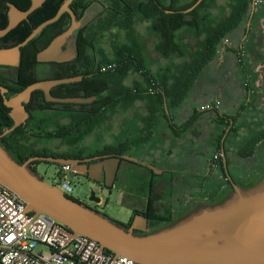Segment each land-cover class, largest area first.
<instances>
[{
	"label": "flooded vegetation",
	"instance_id": "flooded-vegetation-1",
	"mask_svg": "<svg viewBox=\"0 0 264 264\" xmlns=\"http://www.w3.org/2000/svg\"><path fill=\"white\" fill-rule=\"evenodd\" d=\"M18 1L19 4H16L11 0L6 1L5 12L7 13V24L4 27H0V29L6 28L10 23V15H9L11 9L9 6L10 3L15 4L22 11H26L30 9L32 6V0L29 6H27L26 8L25 6L27 4L25 2H22L20 0ZM90 1H91L90 6L87 9H85L82 14H80L79 8L75 7L74 9L70 5L73 13L75 14V20L79 22V25L71 34V36L68 38L67 42L63 44L62 48L63 50H67L69 48V42L74 40L78 51L76 57L67 61L53 60V61L42 62L38 60L39 52L47 48L53 42L54 39H56L59 35L64 33L72 25L73 15L70 12H65L69 14V16H67V19L65 21V25L63 23L61 26H55L54 28L49 29L48 33L40 41H38L28 49V52H26L25 55V58H27L28 60L26 67H24L25 70H27L30 73L36 72L37 74H39L42 80H46V79H60L61 75L69 71V67L66 66V64H73L75 65V68H78L81 64L83 54H85L86 51L90 52V50H92L91 44L93 45V35L97 29V25L100 24L101 20H103L104 25L106 26L104 35L105 34L109 35V33L115 32L119 36H121L126 29L129 35L138 38L139 33L136 31L135 24L133 25L134 30L132 29L133 32H130L131 29H128L122 23L123 16L125 13L123 9L128 5H131V7L142 9L145 7L146 4L151 3V0H90ZM156 2L157 3L159 2V5L163 7V5L165 6V4L170 5L172 3V0H168V1L156 0ZM44 4L45 3H43V5ZM94 4H97L99 10L95 15H89L91 7ZM35 11H33L29 15L28 19H23L10 32L0 37V41L6 39L7 36L24 21L31 22L30 16ZM172 11L175 12V10L172 9L166 10V12L168 13H173ZM138 15L140 16L139 17L140 19H145L146 21L153 24L154 22L153 18H146L142 12L138 13ZM116 20H119L121 25L120 24L117 25L116 22H114ZM55 22L47 25L45 28L54 24ZM38 26H34V28ZM44 29L41 31V33L44 31ZM40 34H38L36 37H38ZM18 44L10 45V46L2 45L0 49L13 47ZM26 46L21 48V59L19 66L0 64V86L7 89L6 92H3L0 89V94L3 97V100H4V94H6L7 97L10 96L11 94V89L9 85L14 84V82H16L17 79L19 78L20 71L18 69L22 64V59L24 57L23 49ZM34 59H36L37 63H35ZM83 62L85 63L86 61ZM113 67H115V64H107L102 67V70L106 71ZM90 68L91 67L89 65L85 66L86 71ZM82 76L84 79V75ZM81 81H76V82H81ZM76 82L62 83L56 85L51 89V94L57 98L75 97L73 95H70V93L75 92ZM62 85H66V86L63 87ZM245 88L248 90L251 98L252 97L257 98V103L255 104L256 105L255 107L261 111L264 108V100L263 103L260 104L258 96L251 94L250 83H246ZM40 91H41V102H40L41 104L33 103L32 98L28 103L25 104V107L29 111L30 116L27 119V121L23 124H26L27 127L31 126L32 128V129L27 128L25 130L27 138L21 141L23 142V144H25L26 147H24L22 150H19L20 153L19 154L15 150L13 145L6 144L9 151H11L12 156L18 161L20 160V158L24 159L23 160L24 162H27L33 157L49 156L46 153L56 151L50 147L52 142L60 141L68 144L65 138H67L70 135L75 136V132H76L75 128L71 130L70 134L67 133L66 136L62 133H58L57 131H59L60 126L63 125L61 124L62 118H69L70 122L73 121V116L79 114L80 111L83 109L80 106L81 104L48 100L45 92L42 90ZM251 101L253 102V99ZM82 104H86V103H82ZM260 105L262 106L260 107ZM41 114L43 115L40 116ZM44 114H52L53 119L51 121V125H55V128H50L48 124L45 126V120L47 118H42ZM33 116L38 118V120L40 121L34 123V120L32 119ZM260 121H261L260 124L263 123L264 125V119L262 118ZM241 123L242 124H240L241 130L239 131V136L235 137L234 135L232 136V134H229L231 127L234 124V122L231 121V125L228 127L226 133L224 134L221 140V147L219 149L218 154L215 156L214 159L210 161L209 166L204 167L203 169L200 170L192 168V166L189 169L182 167L177 168L173 166V164L170 162L169 163L167 162L166 164H158L156 161L149 160L146 157H137L135 156V152L131 150L133 145L128 144L125 141V139L119 135H113L110 138H105L104 143H100V141L96 139L95 141L98 142L99 147L96 148L95 150H89L88 145L86 144L74 145L72 151L74 152L73 155L75 156L73 157L75 158L73 159H81L85 164V168L83 169L87 172V174L81 176H84V178L92 184L91 191L94 190L96 196L102 198V201L100 203L97 202L95 203L97 204L104 203L103 197L98 194L99 190L102 193L110 192L114 188L123 190L122 192L125 193L127 201L131 203V205L133 204L134 217L137 214H141L145 216L148 219L146 227L149 228V232H153L160 228L166 227L167 225H170L174 222H178L182 220L184 217L190 215L193 212L198 211L201 208L210 205H216L219 202H222L225 199H228L233 196L235 192L234 185L233 182L230 180L229 176L227 175L223 156L221 154L223 145L225 146L226 155H227L228 171L236 184L241 186L243 189L248 190L264 181V128H261L258 131L253 132V129L255 128H253V124L250 121L244 120ZM4 133L2 134V138H4L10 132L7 134ZM54 133H57L59 135L57 137H52L51 134ZM255 136H260V139L258 142H256V145L253 149L254 153L250 156H244L241 153L243 149V145L247 142L248 138L251 139ZM224 137H225V141L223 143ZM219 153L223 160L222 162L223 167H221L219 160H217ZM126 154L137 157L140 161L134 162L123 158L122 156ZM117 158H121V159L117 167L114 168L113 170L110 161ZM142 161H146L147 164H153L156 167V170L150 168L148 165H143ZM42 162L43 161L40 160H33L30 162L29 167L38 176L44 178L39 171V165ZM101 162H103L104 164L102 165V171L99 172L97 169H99L98 165ZM61 165H58V169L60 168ZM177 166H179V164ZM180 166H182V163H180ZM183 172L185 173V175L182 176L181 173ZM200 174L202 176H206L207 179L205 178L200 182V180L198 179L199 176H201ZM90 175H95L97 178H102V181L94 180L90 177ZM109 180L114 181V185L111 187L105 184ZM91 191H90V195L88 196L89 200L91 196ZM79 202L93 209H96L95 207H93L92 205L86 202H82V201ZM135 205L138 206L135 207ZM129 221L125 223L128 225V227L131 226L133 220L130 224H128ZM135 233L145 234L147 232L142 229H136Z\"/></svg>",
	"mask_w": 264,
	"mask_h": 264
},
{
	"label": "water",
	"instance_id": "water-1",
	"mask_svg": "<svg viewBox=\"0 0 264 264\" xmlns=\"http://www.w3.org/2000/svg\"><path fill=\"white\" fill-rule=\"evenodd\" d=\"M46 1L32 0L31 8L26 11L10 3V23L6 28L0 29V37L10 32L23 19H28L29 15ZM73 1L65 0L54 17L34 28L32 33L18 45L0 49V64L19 66L21 48L40 34L47 25L57 21L65 12L73 15L72 25L54 39L47 48L39 52L38 60L67 61L76 57L78 51L74 40L69 42L67 50L62 48L79 25L70 7ZM203 1L197 0L184 12L190 13ZM255 2L256 0L253 3L254 9ZM82 79L83 76L80 75L40 80L28 85L11 98L4 94V103L11 108L10 116L14 121L13 126L4 134L15 130L27 121L30 113L25 104L31 100L36 90L44 91L47 99L52 101L80 104L93 102L97 98L95 95L57 98L51 94V89L56 85ZM0 89L3 92L7 91L2 86ZM221 154L227 175L234 185L233 196L216 205L201 208L177 223L155 232H149V228L146 227L148 219L141 214L135 215L131 226L126 228L107 215L66 195L29 167L33 160L57 165L70 164L73 172L86 175L87 172L83 169L85 164L81 159L38 156L20 163L3 146L2 135H0V182L17 192L26 201L28 212L45 213L62 223L65 226L67 242L78 235L88 236L97 240L103 249L111 250L116 255L127 256L138 264H264V181L251 189H243L229 174L224 145ZM122 157L134 162L140 161L137 157L128 154ZM120 159L110 161L113 170ZM103 164V162L99 163V169H97L99 172L102 171ZM142 164L156 170L153 164H147L146 161H142ZM90 177L102 181V178H97L95 175ZM105 184L111 187L114 181L109 180ZM90 200L100 203L102 198L96 196L95 191L92 190ZM136 229L145 230L147 233L137 234Z\"/></svg>",
	"mask_w": 264,
	"mask_h": 264
},
{
	"label": "crops",
	"instance_id": "crops-1",
	"mask_svg": "<svg viewBox=\"0 0 264 264\" xmlns=\"http://www.w3.org/2000/svg\"><path fill=\"white\" fill-rule=\"evenodd\" d=\"M253 3L254 0L249 19L234 32L232 46L218 52L209 62L203 61L205 54L201 56L204 43L211 31L231 14L232 0L209 1L199 12L201 16L205 15L199 27H181L166 42L153 24L137 16L135 27L139 35L136 40L140 44L142 65L146 69L160 79L166 75L168 90L176 78H184L186 83L191 82L190 77L195 72L198 75L192 84H188L190 91L182 103L173 104L162 91L164 104L160 106L163 108L161 111L149 112V101L140 98L109 113L104 121L105 138L122 136L133 145L131 150L137 157H146L158 164L170 162L177 168L189 169L192 166L200 170L209 166L218 154V138L224 129L218 113L226 116L225 120L236 117L233 121L236 126L248 120L255 128L253 132L258 131L260 128L256 126L264 119V108L260 111L255 107L257 98H251L245 88L246 83L254 86L256 70L264 66V5L255 2L254 9ZM188 19L191 17L188 16ZM110 34L104 35L102 44L106 54L112 57L115 55L116 40ZM133 40L125 29L119 42L131 45ZM124 84L127 87L148 86L141 69L132 70ZM207 103L218 104V108L202 110L201 106ZM205 178L201 175L198 179L201 182ZM131 210L132 217L133 207Z\"/></svg>",
	"mask_w": 264,
	"mask_h": 264
},
{
	"label": "trees",
	"instance_id": "trees-1",
	"mask_svg": "<svg viewBox=\"0 0 264 264\" xmlns=\"http://www.w3.org/2000/svg\"><path fill=\"white\" fill-rule=\"evenodd\" d=\"M6 1L7 0H0V27H4L7 24V13L5 12ZM11 1L15 2L16 4H19L18 0ZM20 1L25 2L27 4L25 8L31 3V0ZM196 1L197 0H172V3L170 5H163L164 8L161 7L159 5V2L157 3L156 0H151V3L146 4L145 7L142 9L131 7V5H128L123 9L125 13L123 16L122 23L128 29H131L130 32H133V25L136 22L137 16H139L138 13L142 12L146 18L154 19L153 28L155 30H159L162 33V36L165 38L166 42L167 39H172V33L174 31H177V29L186 25H195L196 27H199L202 24V21H204L205 19V15L201 16L199 12L204 9L207 3L211 0H204L193 11H191L190 13H185L184 10L191 7ZM232 1L233 6L231 14L224 19L223 23H221L217 26V28H214L211 31L210 36L204 43V53H201V56L205 54L203 56L204 62H209L210 60L214 59L217 53L219 52V49L223 44L225 38H230L232 41V39H234L233 35L235 30L241 28L250 17L253 0ZM64 2L65 0H47L42 7L37 9L30 16L31 22L24 21L22 24H20L7 36L6 39L0 41V47L2 45H15L25 40L31 34L34 26H38L43 21L55 16L60 6ZM90 4V0H74L71 4V7H73L74 9L75 7L79 8V12L80 14H82L84 10L90 6ZM165 9H172L175 10V12L168 13ZM67 16H69V14H63L57 22L45 28L44 31L38 37L32 40L23 49L24 57L22 59V64L18 69L20 71V75L17 81L14 82V84L9 85L11 89V94L10 96H8V98H10L11 96H15L28 85L42 80V78L36 72L30 73L25 70L24 67H26V64L28 63L27 58H25L26 52H28V49L31 46L40 41L48 33L49 29L54 28L55 26H61L63 23L65 25ZM188 16H190L191 19H188ZM114 22H116L117 25H121L119 20H116ZM159 25H162V29L159 27ZM105 30L106 26L104 25L103 20H101L100 24L97 25V29L93 35V45L91 44L92 50H90V52L86 51V53L83 54L81 64L78 68H75V65L73 64H66V66L69 67V71L65 72L63 75L60 76V78H64L70 76L84 75V79L81 82L75 83V92L70 93V95H73L75 97H91L94 95L97 96V99L94 102L90 104H81L80 106L83 109L80 111L79 114L73 116V121L69 124L61 125L59 131H57L58 133H62L66 136L67 133L70 134L71 130L75 128V136L70 135L65 138L67 143L71 146L82 145L81 142L86 138V136L96 128L100 127L104 123L105 119L108 117L109 113L114 112L120 106L131 105L137 99L144 98L145 100L149 101L148 111L151 113L159 110L161 111V109L163 110V108L160 107L164 104V96L162 94V91L166 92V96L171 99L173 104L176 105L182 103L184 98L188 95V92L190 91L188 84H192L193 79L198 75V72H195L190 77L191 82L186 81V83L184 78H176L175 83L171 85L172 87L170 88V90H168V78L166 75L165 77H162V79H160L158 78V76H155L148 69H146L144 65H142L143 58L141 53V47L135 37L132 36L134 40L132 42L133 44L131 45L122 42H119L117 44L115 43V56H108L105 53L102 44V39L104 37ZM34 61L35 63H37L36 59H34ZM83 61L86 62L84 63ZM107 64H115V67L103 71L102 67ZM86 65H89L91 67L87 71L85 70ZM138 69L143 70L148 86L143 87V85H135L134 87H127L124 84L125 78L129 75L132 70ZM197 70L198 68L195 71ZM62 86L65 87L66 85ZM32 102L36 104H41L40 90H36L33 93ZM251 103L252 102L250 101L249 104ZM10 110L11 109L5 105L3 97L0 94V135H2L6 129L12 127L14 124V121L10 116ZM217 116L222 118V124L224 125L223 132L218 138V147L220 149L221 140L224 134L226 133V130L231 125V121H235L236 117H229L228 120H225L226 116H224L223 114L218 113ZM32 119L34 120V123L40 121L34 116ZM27 128L32 129L31 126L27 127L26 124H23L20 127L16 128L14 131L7 134L4 138H2L3 146L9 151L6 144L13 145L15 150L19 153V150H22L24 147H26L25 144H23V142L21 141L27 138L25 133V130ZM240 130L241 126H236L235 124H233L229 134H232V136L234 135L235 137L239 136ZM58 135L59 134L57 133L51 134L52 137H57ZM259 139L260 136H255L251 139L248 138L247 142L243 145L241 153L244 156L252 155L254 153L253 149L256 145V142H258ZM9 153L12 155L11 151H9ZM46 154H48L49 156H55L60 158H75L73 157L75 156L73 155V151H54ZM23 160L24 159L20 158L19 162L23 163ZM217 160H219L221 167H223V160L220 156V153L218 155ZM133 218L134 214L132 215L128 224L132 222ZM175 223L177 222L167 225L166 227L171 226ZM119 224L128 228V225L125 223ZM108 251L112 252L111 250Z\"/></svg>",
	"mask_w": 264,
	"mask_h": 264
},
{
	"label": "built area",
	"instance_id": "built-area-1",
	"mask_svg": "<svg viewBox=\"0 0 264 264\" xmlns=\"http://www.w3.org/2000/svg\"><path fill=\"white\" fill-rule=\"evenodd\" d=\"M256 3L264 5V0H256ZM231 45V39L225 38L219 52ZM251 94L257 95L254 87ZM259 102L262 104L260 99ZM214 107L218 108V104L207 103L201 109ZM75 174L70 164H62L50 184L73 197ZM0 264L138 263L103 249L97 240L88 236L78 235L67 242L62 223L45 213L28 212L26 201L0 182Z\"/></svg>",
	"mask_w": 264,
	"mask_h": 264
},
{
	"label": "rangeland",
	"instance_id": "rangeland-1",
	"mask_svg": "<svg viewBox=\"0 0 264 264\" xmlns=\"http://www.w3.org/2000/svg\"><path fill=\"white\" fill-rule=\"evenodd\" d=\"M99 8L97 4H94L91 7V10L89 12V15H95L98 12ZM111 37L116 40V44L120 41V36L112 32ZM114 51V49H113ZM113 55L112 57H114ZM255 90L257 91V96H262L260 99L261 103H263L264 100V66L257 68L256 70V78H255V84L253 86ZM259 105V104H258ZM261 107V105H260ZM41 114L40 116H42ZM42 118H47L45 120V126L48 124L50 128H55V125H51V121L53 119L52 114H44ZM61 124H69L70 120L69 118H62ZM256 128H264L263 123L256 126ZM257 130V129H256ZM107 135V132L104 127V123L93 130L91 133H89L86 138L81 142L82 145L86 144L88 145L89 150H95L99 147L98 142L95 140H99L100 143H104V139ZM50 147L53 150L56 151H72L73 146L60 142L55 141L52 142ZM39 171L40 174L47 180L48 182L52 181V178L55 176V174L58 172V165L53 163H47L42 162L39 165ZM73 185H74V191H73V197L76 198L79 201L86 202L93 207H95L99 212L107 215L112 220L119 222V223H127L131 217L132 214V207L133 204H128V201L126 199V195L123 190H119L114 188L110 192L102 193L100 190L98 191V194L103 197L104 203L103 204H97L95 202H91L88 198L90 195L92 184L87 181L84 176L75 174L73 175ZM138 205H135L137 207ZM41 247V245H40ZM42 248V247H41Z\"/></svg>",
	"mask_w": 264,
	"mask_h": 264
},
{
	"label": "bare ground",
	"instance_id": "bare-ground-1",
	"mask_svg": "<svg viewBox=\"0 0 264 264\" xmlns=\"http://www.w3.org/2000/svg\"><path fill=\"white\" fill-rule=\"evenodd\" d=\"M262 15V14H261Z\"/></svg>",
	"mask_w": 264,
	"mask_h": 264
}]
</instances>
